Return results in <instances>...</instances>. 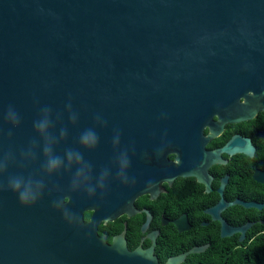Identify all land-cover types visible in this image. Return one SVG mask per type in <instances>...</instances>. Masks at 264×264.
Here are the masks:
<instances>
[{"label": "water", "instance_id": "obj_1", "mask_svg": "<svg viewBox=\"0 0 264 264\" xmlns=\"http://www.w3.org/2000/svg\"><path fill=\"white\" fill-rule=\"evenodd\" d=\"M263 97L264 0H0V167H7L0 170V264H160L152 250L129 251L122 240L108 245L97 234L108 200L122 192L124 143L153 135L165 164L166 153L201 138L214 115L242 120L244 99L256 105L253 116L264 111ZM10 106L18 124L5 119ZM45 107L55 122L50 131L58 137L67 129L55 154L79 150L93 185L108 169L93 195L83 178L72 189L78 165L52 174L42 168L43 141L33 125ZM86 129L99 137L94 147L79 142ZM10 176L42 179V195L22 203L8 188ZM87 207L95 223L83 222Z\"/></svg>", "mask_w": 264, "mask_h": 264}, {"label": "flooded vegetation", "instance_id": "obj_2", "mask_svg": "<svg viewBox=\"0 0 264 264\" xmlns=\"http://www.w3.org/2000/svg\"><path fill=\"white\" fill-rule=\"evenodd\" d=\"M241 103L242 120L229 122L227 112L214 115L201 138L166 153L165 164L153 135L127 139L122 192L118 201L108 200L109 214L99 217L97 234L108 245L122 240L129 251L152 250L160 264L203 247L181 263L197 264L212 246L238 248L264 235V201L256 191L264 187L256 181L257 172L264 173V111L250 116L256 105ZM93 214L85 208L83 222Z\"/></svg>", "mask_w": 264, "mask_h": 264}, {"label": "clouds", "instance_id": "obj_3", "mask_svg": "<svg viewBox=\"0 0 264 264\" xmlns=\"http://www.w3.org/2000/svg\"><path fill=\"white\" fill-rule=\"evenodd\" d=\"M67 110L69 113V120L72 123H75L77 117L72 112L70 103L67 105ZM41 112V118L34 122L33 127L40 134V137L43 141L42 153L45 157V160L42 168L48 174H52L61 169L71 172L73 164L78 165L71 179V187L73 190L80 187L81 184H79L78 182L81 178H83V180L85 181L83 185L86 187V191L89 195H93L97 186H104V179L109 174L108 169H104L101 171L99 177L96 178L97 183L93 185L91 165L84 160L83 154L79 150L69 148L65 150L63 156L55 154L53 150V144L58 143L59 139L67 136V129L62 127L59 131V136L57 137L53 132L50 131V128L55 127V122L51 119V109L45 107L41 110ZM61 118V115L57 114L56 121L61 120ZM5 119L10 120L14 124L19 123L18 114L12 109L11 106L6 113ZM97 121L100 123L99 118H97ZM10 135L11 133H9V136ZM98 140L99 137L93 129H86L81 133L79 137L80 144L86 148L94 147L98 143ZM113 142L114 144L119 143L118 133L116 134ZM31 144L33 147L40 146L39 143L35 140H33ZM8 154H11V152H9ZM32 155L33 157H35V153H32ZM119 162L121 165V173L119 174L122 175L123 168H126L129 164L126 150L120 154ZM6 168L7 167H0V170L6 171ZM85 170H87V174H85ZM7 183L8 188L17 193L19 200L25 204L34 203L42 195V190L45 186L42 179L34 180L31 177L25 179L23 176H10ZM0 187H2V184H0ZM56 204L57 206H62L59 202H56ZM65 215H69L67 209H65Z\"/></svg>", "mask_w": 264, "mask_h": 264}, {"label": "trees", "instance_id": "obj_4", "mask_svg": "<svg viewBox=\"0 0 264 264\" xmlns=\"http://www.w3.org/2000/svg\"><path fill=\"white\" fill-rule=\"evenodd\" d=\"M257 196L264 201V187L256 188ZM264 213V212H263ZM228 249V250H227ZM220 256L223 257L221 260ZM264 264V235L247 246L226 248L212 246L205 257H199L197 264Z\"/></svg>", "mask_w": 264, "mask_h": 264}]
</instances>
